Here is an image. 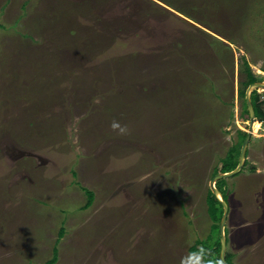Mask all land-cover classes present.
Returning <instances> with one entry per match:
<instances>
[{
	"label": "rangeland",
	"instance_id": "1",
	"mask_svg": "<svg viewBox=\"0 0 264 264\" xmlns=\"http://www.w3.org/2000/svg\"><path fill=\"white\" fill-rule=\"evenodd\" d=\"M150 1L0 0V264H219L206 199L264 0ZM263 135L225 179L228 264H264Z\"/></svg>",
	"mask_w": 264,
	"mask_h": 264
},
{
	"label": "trees",
	"instance_id": "2",
	"mask_svg": "<svg viewBox=\"0 0 264 264\" xmlns=\"http://www.w3.org/2000/svg\"><path fill=\"white\" fill-rule=\"evenodd\" d=\"M161 1L165 5H168L167 4V2H169L168 0H161ZM150 2L152 4L157 5V7H159V9H162L163 11H167V12L169 11L170 12V10H168L164 5L157 4L156 2H154L152 0ZM168 6L173 8L170 5H168ZM173 9H175V8H173ZM175 10H177V9H175ZM243 64H244V68L241 71H239V74H241V72H242L241 76L243 77V78H241L242 79L241 83L243 84V87L240 89V95L244 98V100H243V105L245 108L244 112L248 114L247 102H246V88L251 83H254L257 81H263L264 78L259 79L258 78L259 76L254 74L251 66L248 64V62H246V60L243 62ZM263 71H264V67H263ZM253 94L256 95V99L252 100L253 105H254V109L256 112V116L259 120H261L263 122V125H264V110L262 109V103L263 102H262V100L259 99L260 97H259V93L257 91H254ZM253 94H252V96H253ZM246 120H248V119H245V121ZM246 135H247L246 131L241 130V129H237L236 141L227 149L225 155L223 157H221L218 167H216L214 169V172L212 173V177L218 173H224V172L232 171L237 167L238 162H239L240 150H241V147H242V144L244 142ZM247 156H248V152H247ZM247 165H248V161L246 159L243 169H245ZM216 187L223 194L224 199L227 202H229V193H228L227 187H226V180L225 179L218 180L216 182ZM92 193L94 195V192H92ZM90 202H91V200L87 204H89ZM206 202L208 205V214H209L210 220L212 221L211 225H212V227L218 226V224L220 223V221L223 217L224 207H223L222 203L217 199V197L213 194L211 189H208ZM62 236H63V234L61 231V233L59 234V239L57 240V242L60 240V237H62ZM207 238L209 239V237H207ZM207 245L208 246L205 245L201 249H204L205 251H215L217 254L216 259L218 260V263L222 264V262L220 261V258H219L220 251H221L220 237L218 238V240L215 243H208ZM53 249L55 250L54 256L51 259L47 260V261H49L48 263L46 261L47 264H53L58 259L57 256L55 257L56 254L58 255V248L56 246H54ZM231 257L233 258L232 255H231ZM229 264H231V263H229Z\"/></svg>",
	"mask_w": 264,
	"mask_h": 264
},
{
	"label": "water",
	"instance_id": "3",
	"mask_svg": "<svg viewBox=\"0 0 264 264\" xmlns=\"http://www.w3.org/2000/svg\"><path fill=\"white\" fill-rule=\"evenodd\" d=\"M258 89L264 90V82L263 81H257V82L251 83L246 89L247 109L249 112L250 119L253 121L254 124L257 121V117H256L255 109H254V106L252 103L251 95H252L253 91L258 90ZM254 124H251L249 126V130L247 131V135H246L244 142L242 144V147H241L239 162H238L237 167L232 171L216 174L215 176H213V178L210 181V189L212 190L213 194L217 197V199L222 203V205L224 207L223 217L220 221L221 251H220L219 258H220V261L222 262V264H228L226 261V250H227V243L226 242L227 241H226V237H225V227H226V223L228 220L230 207H229V203L224 199L223 194L217 189L216 182L220 179H226V178L233 177V176L237 175L238 173H240L241 170L243 169L244 164H245V160L247 157L248 145H249V142H250V139L252 136V132L255 129Z\"/></svg>",
	"mask_w": 264,
	"mask_h": 264
},
{
	"label": "crops",
	"instance_id": "4",
	"mask_svg": "<svg viewBox=\"0 0 264 264\" xmlns=\"http://www.w3.org/2000/svg\"><path fill=\"white\" fill-rule=\"evenodd\" d=\"M165 7L167 6V5H165V4H163ZM167 8V7H166ZM168 9V8H167ZM168 10H170V9H168ZM175 10V9H174ZM177 11V10H176ZM170 12H172V14H175V15H177V13H175L174 11H172V10H170ZM174 12V13H173ZM179 14H181V13H179ZM178 16V15H177ZM213 33V32H212ZM213 35H215L216 36V34H214L213 33ZM223 40H225L224 38H223ZM176 42V44H178L179 42L178 41H175ZM225 43H227V42H225ZM181 44H182V42H181ZM228 44H230L231 45V43L229 42ZM183 45V44H182ZM253 51H256V50H253ZM260 52H262V51H260ZM248 64L249 65H251L252 66V63L250 62H248ZM237 67H238V64L236 65V69H235V77L233 78V81L231 82V84H232V96H234L236 99H238L237 98V96H238V89H239V87H238V82H239V80H238V76H239V69H237ZM264 67V66H263ZM224 83V81L221 83V84H223ZM224 89H226L225 87H224ZM220 97H222V96H220ZM193 98V97H192ZM235 99V100H236ZM186 101V103H187V105H189L191 102L190 101H188V99L186 98V97H183V98H181V102H185ZM226 102V101H225ZM243 103V102H242ZM196 107H199V106H196ZM197 110H198V108H197ZM244 111V110H243Z\"/></svg>",
	"mask_w": 264,
	"mask_h": 264
},
{
	"label": "clouds",
	"instance_id": "5",
	"mask_svg": "<svg viewBox=\"0 0 264 264\" xmlns=\"http://www.w3.org/2000/svg\"><path fill=\"white\" fill-rule=\"evenodd\" d=\"M263 82H264V80H263ZM260 90H261V89H258V90H255V91H257V92L259 93ZM262 91H264V90L262 89ZM253 92H254V91H253ZM253 92H252V94H253ZM259 94H260V93H259ZM251 96H252V95H251ZM260 100H261V99H260ZM252 103H253V102H252ZM253 106H254V105H253ZM255 113H256V112H255ZM248 116H249V112H248ZM256 117H257V116H256ZM247 118L250 119V116L247 117ZM257 121H259L260 125H259V127H258L257 130L255 129V130L252 132V136H253V134L255 133V131H257V132H258V131H261V132L264 131V125H263V122H262L261 120H259L258 118H257ZM249 126H250V125L247 124V127H248V128H247V130H244V131L247 132V131L249 130ZM240 129H241V128H240ZM241 130H243V129H241ZM260 134H261V133H260ZM252 136H251V138H252ZM263 136H264V135H263ZM260 137H262V136H259V137H257V138H260ZM250 142H251V141H250ZM250 142H249V143H250ZM248 148H249V145H248ZM240 151H241V150H240ZM247 152H249L248 149H247ZM246 159H247V157H246ZM245 161H246V160H245ZM243 168H244V167H243ZM242 170H243V169H242ZM242 170H241V171H242ZM238 174H239V173H238Z\"/></svg>",
	"mask_w": 264,
	"mask_h": 264
},
{
	"label": "bare ground",
	"instance_id": "6",
	"mask_svg": "<svg viewBox=\"0 0 264 264\" xmlns=\"http://www.w3.org/2000/svg\"><path fill=\"white\" fill-rule=\"evenodd\" d=\"M243 123H244V124H247V123H248L249 125L254 124L253 121H252L251 119H248V120H246V121H243ZM259 125H260L259 121H256L255 124H254V127H255L256 130L258 129ZM255 129H254V130H255ZM219 196H220V195H219Z\"/></svg>",
	"mask_w": 264,
	"mask_h": 264
}]
</instances>
